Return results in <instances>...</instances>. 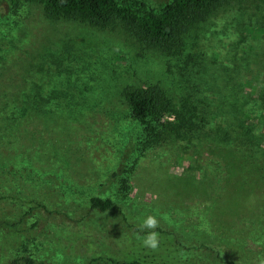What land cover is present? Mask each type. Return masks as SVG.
<instances>
[{
	"label": "rangeland",
	"instance_id": "374dc122",
	"mask_svg": "<svg viewBox=\"0 0 264 264\" xmlns=\"http://www.w3.org/2000/svg\"><path fill=\"white\" fill-rule=\"evenodd\" d=\"M135 1L158 12L172 0ZM151 86L194 104L196 124L151 140L125 99ZM0 194V218L22 216L29 251L50 264L85 262L107 245L118 255L153 231L139 229L148 215L194 264H259L264 0L189 18L166 50L119 24L52 21L32 0H0ZM92 196L117 208L92 210ZM6 234L20 239L6 231L0 241Z\"/></svg>",
	"mask_w": 264,
	"mask_h": 264
},
{
	"label": "trees",
	"instance_id": "16d2710c",
	"mask_svg": "<svg viewBox=\"0 0 264 264\" xmlns=\"http://www.w3.org/2000/svg\"><path fill=\"white\" fill-rule=\"evenodd\" d=\"M32 1L38 3L42 14L52 21L75 20L98 28L119 24L143 45L166 50L174 45L189 18L197 19L227 0H172L158 12L135 0ZM125 99L131 116L150 128L153 133L151 140L164 135L170 127L190 129L196 124L194 104L188 101L172 103L158 87L128 88ZM31 104L34 105L33 101ZM170 114L174 115V121L166 118ZM2 198L4 195L0 194ZM90 208L107 211L117 208V205L109 197L92 196ZM22 219L21 216L15 222L0 218V233L8 231L9 234L20 235V239L10 240L6 234V240L0 241V264H50L29 251L31 239L28 235L22 237V232L27 231V227L20 223ZM159 232L163 235L159 237V246L155 250L143 246V239L138 238L128 247L116 251L118 255L107 253L111 249L107 245L104 246L106 251H95L85 262L78 264H194L182 258L187 247L174 238L171 231Z\"/></svg>",
	"mask_w": 264,
	"mask_h": 264
},
{
	"label": "clouds",
	"instance_id": "9594fccd",
	"mask_svg": "<svg viewBox=\"0 0 264 264\" xmlns=\"http://www.w3.org/2000/svg\"><path fill=\"white\" fill-rule=\"evenodd\" d=\"M159 227V221L157 218L153 215H148L146 219L143 220V222L139 225V229L143 231L144 229H150L153 231H149L144 237H143V246L146 248H150L152 250H155L159 246V235L154 229ZM259 264H264V258H259Z\"/></svg>",
	"mask_w": 264,
	"mask_h": 264
}]
</instances>
